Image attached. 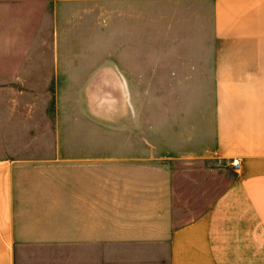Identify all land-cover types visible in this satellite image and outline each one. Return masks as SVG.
<instances>
[{
	"label": "crops",
	"instance_id": "1",
	"mask_svg": "<svg viewBox=\"0 0 264 264\" xmlns=\"http://www.w3.org/2000/svg\"><path fill=\"white\" fill-rule=\"evenodd\" d=\"M198 159L233 175L182 218ZM156 263L264 264V0H0V264Z\"/></svg>",
	"mask_w": 264,
	"mask_h": 264
},
{
	"label": "rangeland",
	"instance_id": "2",
	"mask_svg": "<svg viewBox=\"0 0 264 264\" xmlns=\"http://www.w3.org/2000/svg\"><path fill=\"white\" fill-rule=\"evenodd\" d=\"M139 43L142 42L141 45L145 47V36L147 32L151 31L152 22L149 19H144V16L140 17L139 21ZM107 32V31H106ZM109 32V31H108ZM145 63V61H139L140 63ZM141 65V64H140ZM143 72L139 71V81L143 79ZM200 77V76H199ZM197 77V79H199ZM142 85L145 84V82H140ZM141 85V86H142ZM197 86H200L199 83ZM198 88V87H197ZM12 93H8V95H11ZM9 97V96H8ZM148 97L147 91L139 90L137 93V99L138 103L140 104L139 110L145 109L144 106L146 104ZM86 123H84L85 125ZM46 125H44L45 127ZM112 129V127L108 126ZM145 127V126H144ZM60 133L64 134L67 133L66 130H64L63 126L61 125V128L59 129ZM83 129V125L80 123H74L73 124V130L70 128V133L75 132L78 134V132H81ZM89 131V130H86ZM90 134H94L93 131L90 130ZM72 142V141H71ZM75 143V146H79L81 143L83 146L88 148L96 147V145L100 144L101 147L106 148H113L115 146L112 145L114 141H112L109 137L107 138H97L92 135H87L85 139H82L78 142V140L73 141ZM105 144V145H104ZM181 165L180 168H178L175 171V177L174 179L176 181H179L180 187L178 186V190H180L182 193L186 192V195H182V197L178 200L177 198H174L173 200V211L177 215H182V218H184V215L191 214L192 212H198L199 210H204L208 204L209 201H211L215 195L220 192V190L224 187V185L228 182V180L232 177L231 171H224L225 166L224 162L219 159H214V162L210 161H204L202 159H198L197 162L192 161H178L176 165ZM196 181V184L194 182ZM196 192V199H194V196L191 197V195L195 194ZM177 218L174 220V223L183 222L184 219ZM42 255V261L41 263H47L50 259V262L54 263L55 260V252H44L40 253ZM60 257L58 258L59 263H66V257L65 252L58 253ZM113 260V258H111ZM109 261V260H108ZM161 264V263H156Z\"/></svg>",
	"mask_w": 264,
	"mask_h": 264
},
{
	"label": "built area",
	"instance_id": "3",
	"mask_svg": "<svg viewBox=\"0 0 264 264\" xmlns=\"http://www.w3.org/2000/svg\"><path fill=\"white\" fill-rule=\"evenodd\" d=\"M233 164H234V166H236V167L238 166V163H237V162H234Z\"/></svg>",
	"mask_w": 264,
	"mask_h": 264
}]
</instances>
